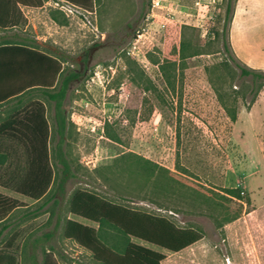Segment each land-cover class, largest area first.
<instances>
[{"label": "rangeland", "instance_id": "1", "mask_svg": "<svg viewBox=\"0 0 264 264\" xmlns=\"http://www.w3.org/2000/svg\"><path fill=\"white\" fill-rule=\"evenodd\" d=\"M152 1L92 0L89 8L75 7L68 17L62 13L65 25L50 19L56 9L45 2L21 9L26 23L19 33L59 53L64 72L79 77L70 83L64 104L63 151L74 177L63 193L56 190L59 170L53 158V187L41 201L0 188L23 204L1 238L6 242L17 234L19 264H31L30 254L40 261L43 250L56 264H97L62 235L77 190L202 232L199 242L180 253L163 251V264H264V88L256 92L257 85L252 87L230 59L264 72V0H233L224 35L227 0H160L156 8ZM181 34L200 55L184 61L169 87L159 64L167 44H178ZM137 36L147 63L142 54H127ZM223 40L231 53L224 51ZM128 60L149 80L150 91L132 83ZM213 85L236 109L235 122ZM52 115L49 108L51 156L58 140ZM130 153L175 175L160 185L135 178L123 158ZM225 189H239L243 199L228 201ZM46 233L52 237L42 238ZM37 238L32 250L29 243Z\"/></svg>", "mask_w": 264, "mask_h": 264}, {"label": "trees", "instance_id": "2", "mask_svg": "<svg viewBox=\"0 0 264 264\" xmlns=\"http://www.w3.org/2000/svg\"><path fill=\"white\" fill-rule=\"evenodd\" d=\"M60 1L74 8L92 6V0ZM43 3V0H0V32L16 31L12 35L0 36V103L7 104L13 97L26 95L44 99V102L33 100L21 104V108L9 111L0 122V188L35 203L52 190V158L59 170L57 191L63 193L66 181L74 177L63 151L67 131L64 104L70 83L79 77L75 72H64V60L59 53L41 47L19 33L26 23L21 9L39 8ZM232 13L233 0H227L222 17L223 35L232 20ZM49 16L59 25L66 24L59 10H51ZM222 46L226 53H231L226 40ZM197 55H200L199 50L192 49L182 34L178 44H167L159 64L166 85L173 87L178 68L183 69L184 61ZM230 59L242 77L250 78L252 87L257 85L256 92L264 88V72L248 68L234 57ZM126 66L128 74L134 75L131 79L134 85L143 92L152 89L149 80L136 70L135 62L128 60ZM213 88L226 115L232 123L235 122L236 109L227 105L217 86L213 85ZM145 101L143 98L142 104ZM49 108L53 112V133L58 138L53 156L49 149L52 135L47 118ZM110 139L115 138L110 136ZM123 158L131 164L128 169L135 178L152 180L156 185L175 175L136 154L130 153ZM223 193L228 201L243 199L239 189H225ZM22 206L18 200L0 192V264H19V248L15 246L17 234L6 242H1V238L10 227L9 218ZM68 211L71 217L64 221L63 238L87 251L97 264H163V251L180 253L203 237L198 229L177 227L165 217L116 204L87 190L73 193ZM51 237L52 233L42 235L44 239ZM39 241L40 238L31 241L30 248L35 250ZM29 260L31 264H56L44 250L40 261L32 254Z\"/></svg>", "mask_w": 264, "mask_h": 264}, {"label": "built area", "instance_id": "3", "mask_svg": "<svg viewBox=\"0 0 264 264\" xmlns=\"http://www.w3.org/2000/svg\"><path fill=\"white\" fill-rule=\"evenodd\" d=\"M45 3L51 5L56 10H59L62 12L65 17H68L69 14H74L75 8L63 3L60 0H44ZM161 1L160 0H153L152 1V7L156 8L160 6ZM141 36H137V39L133 42L132 46L129 48L127 54L133 57H139V54H142L143 61L147 63V59L145 57V52L141 50L140 47V38ZM139 60V59H137Z\"/></svg>", "mask_w": 264, "mask_h": 264}, {"label": "crops", "instance_id": "4", "mask_svg": "<svg viewBox=\"0 0 264 264\" xmlns=\"http://www.w3.org/2000/svg\"><path fill=\"white\" fill-rule=\"evenodd\" d=\"M33 100H38V101L44 102V99L39 97V96L26 95V96L13 97L12 99L9 100V102L7 104H5V103L1 104L0 103V122L5 118L6 114L9 111H12V110L17 109V108H21V104L27 103V102L33 101ZM2 192L6 193V191H2ZM6 196H8V195H6ZM140 244H142V243H140ZM142 245H144V244H142Z\"/></svg>", "mask_w": 264, "mask_h": 264}]
</instances>
